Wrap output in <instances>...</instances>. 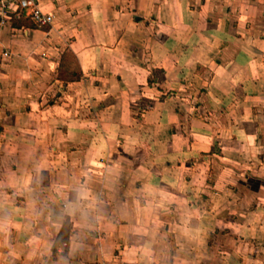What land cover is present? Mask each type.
Wrapping results in <instances>:
<instances>
[{"label": "crops", "instance_id": "0c3cea01", "mask_svg": "<svg viewBox=\"0 0 264 264\" xmlns=\"http://www.w3.org/2000/svg\"><path fill=\"white\" fill-rule=\"evenodd\" d=\"M34 1L0 13V264H264V0Z\"/></svg>", "mask_w": 264, "mask_h": 264}, {"label": "built area", "instance_id": "2783aa9c", "mask_svg": "<svg viewBox=\"0 0 264 264\" xmlns=\"http://www.w3.org/2000/svg\"><path fill=\"white\" fill-rule=\"evenodd\" d=\"M7 11L29 13L33 21L40 27L53 22V17L44 14L34 0H0V13L5 15ZM5 56L9 55L6 53Z\"/></svg>", "mask_w": 264, "mask_h": 264}]
</instances>
